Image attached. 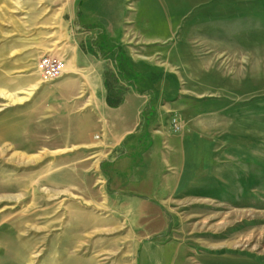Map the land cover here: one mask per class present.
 <instances>
[{"label":"rangeland","instance_id":"374dc122","mask_svg":"<svg viewBox=\"0 0 264 264\" xmlns=\"http://www.w3.org/2000/svg\"><path fill=\"white\" fill-rule=\"evenodd\" d=\"M253 27L264 45V0H0V264H264V84L255 139L235 101L197 99L179 133L166 108L180 96L174 45L235 49ZM83 45L100 48L119 87L154 94L145 122L165 114L171 163L150 195L114 189L80 144L55 84ZM45 58L64 63L58 78L43 76ZM138 134L140 175L154 146Z\"/></svg>","mask_w":264,"mask_h":264},{"label":"crops","instance_id":"0c3cea01","mask_svg":"<svg viewBox=\"0 0 264 264\" xmlns=\"http://www.w3.org/2000/svg\"><path fill=\"white\" fill-rule=\"evenodd\" d=\"M259 33L258 28L253 27L252 38L245 37L235 49L228 48L221 41L200 51L191 37L189 42L174 45L173 72L181 84L180 96L166 108L182 118L188 107H193V110L198 107L197 99L200 98L215 100L225 110L228 102L235 101L242 136L245 135V121L247 124L252 121L251 131L257 133L252 132V137L255 139L258 135L259 138L260 99L264 84V45ZM67 65L65 76L55 85L70 98V109H76L75 114L70 110L69 117L75 115L78 129L82 132L80 144L93 147L98 154L96 163L104 165L114 189L130 197L150 195L153 187L161 185L160 175L165 165L171 163L161 153L165 137L160 132V124L165 114L150 120L151 123L149 119L144 121L145 110L153 101L154 94L127 89L123 103L110 107L106 87V71L110 66L101 56L100 48L96 53L95 49L91 52L84 45L76 47L75 55L67 60ZM144 128L151 134L154 151L149 156L147 168L139 175L140 166L131 145L133 135L139 136L138 141L142 143L146 141L138 134Z\"/></svg>","mask_w":264,"mask_h":264},{"label":"built area","instance_id":"2783aa9c","mask_svg":"<svg viewBox=\"0 0 264 264\" xmlns=\"http://www.w3.org/2000/svg\"><path fill=\"white\" fill-rule=\"evenodd\" d=\"M65 65L61 60L45 58L40 63V70L43 76L47 79H56L60 76ZM171 128L174 133H179L182 129L178 117H173L171 121Z\"/></svg>","mask_w":264,"mask_h":264},{"label":"trees","instance_id":"16d2710c","mask_svg":"<svg viewBox=\"0 0 264 264\" xmlns=\"http://www.w3.org/2000/svg\"><path fill=\"white\" fill-rule=\"evenodd\" d=\"M120 80L116 73L111 70L106 71V87L108 89L107 102L110 107H118L124 101V94L127 88L118 86Z\"/></svg>","mask_w":264,"mask_h":264},{"label":"bare ground","instance_id":"6f19581e","mask_svg":"<svg viewBox=\"0 0 264 264\" xmlns=\"http://www.w3.org/2000/svg\"><path fill=\"white\" fill-rule=\"evenodd\" d=\"M65 68V67H64Z\"/></svg>","mask_w":264,"mask_h":264}]
</instances>
